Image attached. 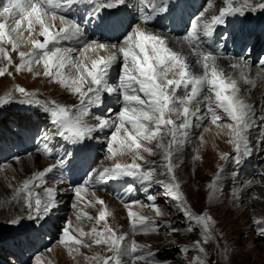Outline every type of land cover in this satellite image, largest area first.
Segmentation results:
<instances>
[{
  "label": "snow or ice",
  "instance_id": "1",
  "mask_svg": "<svg viewBox=\"0 0 264 264\" xmlns=\"http://www.w3.org/2000/svg\"><path fill=\"white\" fill-rule=\"evenodd\" d=\"M80 0H0V16H7L14 23L10 33L6 34V23H0V45L10 44L12 50L16 51L19 47L18 41L23 36L24 24L31 36L34 25H39L40 40H32L33 51L25 53L19 52L20 63L16 66L19 73L27 67L31 71L33 64H43V75L53 78L61 86L69 88L72 94H79V105L66 106L49 101L44 104V110L50 116L51 123L55 126L57 134L67 136L73 143H80L93 138V133L111 129L106 141L109 158L117 155L130 154L133 162L122 165L117 162L112 168H104L103 171L90 173L81 184L73 189L76 196L83 199L82 191H87L90 185L106 183L110 180H117L124 177H132L145 183L153 182L155 175L154 169L145 170L137 160H142L140 150L156 155L160 150L162 159L165 161L161 165L164 171L161 176L167 177V182L156 181L164 187V194L176 201V208L182 212L189 222L186 231L192 232V222L200 229L202 242L210 243L211 228L213 221L206 212L195 214L188 206L182 193L179 192L181 185L177 181L174 169L178 167L173 162V156L183 144L181 137L187 136V129L191 125V120L200 111L197 106L195 110L191 105L198 103L199 98L207 102V114L211 118L213 125L224 127L228 130L230 143L233 144L234 159L237 164L241 158L248 154L249 143L247 133L252 127V108L247 103L238 98L239 89L236 81L226 78L224 69L217 67L214 63L216 57L213 53L203 51L197 47L201 34L209 37L215 27L225 23L228 16L243 14L245 8L254 7L252 0H222L218 14L213 13L210 18L206 16L213 8L212 0H208V6L200 13V16L191 21L190 28L181 38L175 41L176 44L188 46L189 52L195 57V67L201 69L200 72L194 71V66L189 62L188 55L183 51H176L169 47L170 37L160 35L155 31H149L148 26L156 19H164L162 14L171 13L173 7L169 6V0H135L139 7V23L133 25L126 22L123 18L112 15L108 18L100 17L99 25L113 31H122L123 40L117 44H105L97 41L85 42L78 51L81 55L85 51H95L97 49L108 51L106 56L91 60L89 68L82 60H73L72 53L77 51L73 48H62L59 46L61 41L78 39L81 34L80 26L73 20L60 14ZM92 2V0H88ZM125 0H101L98 6L101 9L118 7ZM179 6V0L175 7ZM259 7L264 8V3ZM147 10V11H146ZM59 19L63 27L58 31H50L51 25L47 23L50 16L52 19ZM17 16L19 18H17ZM203 19V23H201ZM11 33H16L14 38ZM119 52L123 57V63L119 68L118 81L116 84L110 83V70L114 64L118 63ZM0 55L5 60L12 63L9 52L0 46ZM212 61V63H210ZM231 67H237L231 65ZM75 69V75H66L64 69ZM82 70V71H81ZM176 70V71H173ZM6 69H0V76H3ZM173 73V78H167L168 73ZM85 74L91 80V86L84 90L87 82ZM178 77V78H176ZM245 82H247L245 80ZM183 89V95H178V90ZM15 92L22 94L28 103L40 104L35 100V95L27 92L24 88L17 87ZM112 95L118 93L117 99L121 103L119 111L115 114V119L100 117L96 125H89L86 117L90 115L91 107H99L103 102L102 94ZM12 94L0 98V105L10 101ZM179 105V107H178ZM223 112L231 123L220 125L223 117L213 108ZM175 115L176 119L171 117ZM181 118H183L181 120ZM177 121H181L177 123ZM126 125L131 126L129 131ZM149 125H152L151 127ZM171 139L165 143V137ZM156 141L155 148L147 147ZM43 154L50 156L52 149L47 143L43 145ZM228 159L227 155L222 157ZM196 159V157H193ZM61 167L64 161L57 162ZM57 165L45 168L25 179L22 184L15 189L13 199L22 202L28 211V219H43L57 206L56 195L53 188H45L43 194H37L35 187H40L44 183L48 173L53 172ZM222 171V170H221ZM219 172L217 173V179ZM217 179L208 184L211 191L210 196L217 189ZM147 201L151 202V207L156 210L157 215H161L155 198L147 195ZM97 203L103 205L104 201L98 200ZM132 204H140V201H132ZM130 204L125 202V207L130 208ZM75 208L76 205L74 204ZM110 213L103 210L99 213L97 223L106 221ZM129 222L133 234L143 231L144 234L158 231L155 221H149L146 217L129 210ZM80 215H77V220ZM91 219V217H89ZM253 222L257 225L264 224V220L254 218ZM11 223H18L12 220ZM169 228V233L178 231L176 228ZM71 232L78 233L79 239ZM258 234L264 236V227H260ZM92 238L94 245H104L112 253L108 257H93L96 264H122L123 257H131L135 261L144 260V255L140 254L144 246L136 241L130 244H123L125 236L118 235L106 223L103 230L98 231L93 228L85 233L82 229L71 228L65 224L62 229L60 243L69 248L70 252H79V247L73 248L72 245L90 247L84 244L83 237ZM195 250L206 257L205 248L201 246V241L194 242ZM147 264H157L153 259ZM193 264H205V259L195 258Z\"/></svg>",
  "mask_w": 264,
  "mask_h": 264
},
{
  "label": "rangeland",
  "instance_id": "2",
  "mask_svg": "<svg viewBox=\"0 0 264 264\" xmlns=\"http://www.w3.org/2000/svg\"><path fill=\"white\" fill-rule=\"evenodd\" d=\"M219 1L221 2V0H212L213 8L211 10L214 9L213 11H215V6L218 5ZM252 3L254 7L245 8L244 11L249 13L255 12L258 13L261 17H264V8L259 7L261 3H264V0H252ZM207 6L208 0H204L203 6L201 8L205 9ZM49 25H51L50 31H56L52 24ZM40 30L41 29L39 25H34L30 40H40L41 42H43L44 38L39 35ZM66 42L67 41H61L60 47L72 48L71 44L68 45V43ZM73 49L77 50L72 53V56L76 58L80 55V52L78 51L79 48L73 47ZM262 55L264 56V54ZM11 57L12 63H8L6 65L5 74L3 76H0V98L12 94V98L10 101L6 102L3 105H0V139L6 138V136L8 135H10V138H19L17 129L24 128L28 123L30 128H33L31 126H37L40 124H42L44 127L51 128L53 124L51 123L50 116L44 110V104L49 101H56L61 105H66L69 107L79 105V94H72V96H67V87L61 86L59 83L54 82L53 78L43 75L44 67L42 63L34 64L36 66H32L31 71H28L27 67H25L19 73H17L16 66L21 61L18 54H12ZM120 61L122 62V59ZM35 69L40 70L41 72H39L38 75L34 74L33 70ZM64 72L66 75H75L74 69L66 68L64 69ZM85 78L87 82L84 85V90L86 91L87 88L91 86V80L86 76V74ZM167 78H173V73L169 72ZM17 87L24 88L27 92L34 94L35 100H39L41 103L37 104L35 102H26V98L23 97L22 94L15 92V89ZM177 94L182 96L183 89L178 90ZM239 97L244 99L247 97V95L240 94ZM108 103V100H106V102H104L99 107H91L90 115L85 118L86 122L89 125H96L98 122V118H94V114L100 113V115L107 116L108 107H110ZM201 104L206 105L207 102L202 98ZM258 117L259 116L257 114H254L252 118V126L253 123L256 122ZM171 118L176 119L175 115H173ZM182 119L183 118H181V120ZM179 122L181 121H177V123ZM194 123L196 124H194L192 127L201 125L202 131L204 132L208 131L209 126H211L210 119L203 120L200 123L194 121ZM229 123L231 122L224 120L218 124L227 125ZM192 127L190 125V127L187 129L186 137H181V139H183L184 141L182 145H185L187 142L195 139L193 136L199 134L196 133V129H193ZM215 127L218 130L226 129L217 125H215ZM110 132L111 130L105 133H101L100 131H98L92 134L93 138L87 139L88 142H91L92 147L94 146L95 154L97 156L95 161H93V165L89 169L88 174L92 169H100L104 164H106L104 168H112L117 162L121 163L122 165L131 164L133 162L132 156L130 154L117 155L114 160L111 159L114 163L110 159L107 160V156H110V153H108L107 151L106 141L108 139V136L110 135ZM165 138L166 140L171 139L170 136H167ZM50 139H52V141L54 139V136L52 134H50ZM155 143L156 141H153L151 144L147 145V147H151L154 149ZM156 151V155H151L148 152L140 150V155L143 157V159L137 160L136 163L140 164L145 170H155L153 182H141L145 185L146 189L149 190V194L155 198V203L161 215H157L156 210H154L150 206L151 202L147 200H140V204L128 203L131 205L130 208H128L125 207L124 204H120L117 200L113 199V197H110L106 194H101L97 191L91 190L90 187H88L87 191H82V193L86 196V198L83 199L82 202H76L72 198L73 201H70L68 203V208L64 210L65 217L63 218L62 222L59 223L58 229H52L51 227H48L49 231L51 232L40 233L33 228V226H35L36 219H28V211L25 207H22V209L18 210L19 212L17 211L18 214L15 220H18V223L13 224L10 222L12 220L0 221V264H10L9 258L14 257L16 251L9 250L8 248L10 246L15 247L14 244H16L18 241L21 242L20 244L17 243L18 247L20 248V254L21 252H25L28 254V258L27 256L24 257V264H45L46 260L49 257H51V264H55L54 260H56V258L62 259L60 261H63L64 264H71L72 258L69 256V248L60 243L62 229L64 228L63 226H65V224H68L69 220L72 223V226L82 229L85 233L90 232L93 228L101 231L103 230L106 223L118 235L125 236V241L122 242L123 244H130L131 241L134 240L138 244L143 245L144 248L142 253L140 254L144 255L145 258L144 260L135 261V264H147L148 261H151L153 259L157 262V264H193L195 258L197 257L205 259V264H264V236L259 235L258 231L251 234L249 233L248 235H240V238L245 236L251 237V244H255L254 246H251L249 248L243 244H238L237 246H233L230 248L213 246L205 248L207 254L206 257L203 254L199 253L198 250H195L194 245L190 247L182 246L181 241H176L178 237L179 239H182V232L180 231L179 226L182 225V227L186 230L189 222L186 220L184 214H181L182 212L179 211L176 215V203L174 202V200H169L166 199V197L161 196V194L163 193L162 191H164V187L162 184L156 183V181L167 182V177L160 175V172L164 171L161 165L165 163V161L162 159L161 151ZM218 153V150L214 151V154ZM28 155H32L35 158L37 164L41 165V163L44 164L45 162V168L56 165L55 162L44 159L38 153H20L16 157L9 156L7 159L0 158V181L13 179L15 174H19V166L20 164L26 163V158ZM42 170L44 169H40L39 171ZM35 172L38 171H28V178H31ZM174 174L176 178L179 177V174L176 171H174ZM261 179L264 182V178ZM63 180L64 178L60 174L58 166H56L53 169V172L46 175L44 183L41 184L40 187H35L34 191L37 194L42 195L45 188H47L48 186L51 187L54 182ZM45 184H47V186H45ZM75 187L77 186H72V190ZM93 191L95 192L96 196L92 193ZM257 192L264 200V192L259 190H257ZM71 197H76L75 192L74 196ZM98 200L104 201V204L101 205L97 203ZM248 200L251 201V197H249ZM74 204L76 205L75 208L73 207ZM170 204L173 208L167 207ZM255 204H258L260 209L264 210V202L261 203L256 201ZM73 210H76L77 214L80 215L79 220L76 219L77 216L76 214H73ZM103 210L108 211L110 215L106 218V221H100L99 223H97L96 218ZM129 210L137 213L140 216L146 217L149 221H155L158 227V231L144 234L141 230L133 234L127 215V212ZM124 212L126 213V215L123 214ZM118 214L120 215L117 217ZM89 217H91V219H89ZM163 218H167L166 224H168L171 228L178 229V231L169 233V228L165 227ZM254 218L264 220V216L259 213L254 214L252 220H254ZM244 221L245 220L237 222L236 226L240 227V224L244 223ZM256 225L257 224L252 222V226ZM260 227H264V224L263 226H258V228ZM29 232L36 233V239L39 240L38 243L30 237ZM32 235L34 236V234ZM41 235H44V237L50 240L45 242L41 239ZM190 235L191 233H188V237ZM76 236L80 238L78 236V233L76 234ZM83 239L88 242V239H91V237L85 236L83 237ZM11 240H13L14 242L10 243ZM25 246L27 248H24ZM71 247L76 248L75 245H72ZM73 253L75 256H78L79 254V252ZM111 255L112 253L108 251L106 246L94 245L88 250H85V254L82 256L84 262L82 263L96 264V261L92 259L93 257H108ZM122 264H134V262L131 257H123Z\"/></svg>",
  "mask_w": 264,
  "mask_h": 264
},
{
  "label": "bare ground",
  "instance_id": "3",
  "mask_svg": "<svg viewBox=\"0 0 264 264\" xmlns=\"http://www.w3.org/2000/svg\"><path fill=\"white\" fill-rule=\"evenodd\" d=\"M134 3H136L135 0H125V2L121 4L123 5L124 15H126V19L128 21L134 19L133 13L132 15L129 14V6ZM221 6H223L222 0L221 2L219 1L218 5L215 6V11H213L214 9H210L206 16L210 18L213 13L218 14L219 8ZM203 10L204 8L200 9L199 16ZM17 18L19 17L17 16ZM0 23H6L8 25L5 30L6 34L10 33L12 27H15L14 23H12V21L9 20L7 16H0ZM47 23L52 24L56 31L63 27L61 21L58 18L52 19L50 16L47 19ZM201 23H203V19H201ZM23 27L25 30L23 32V36L18 41L19 47L16 51L12 50V46L10 44L0 45L2 47H4L5 45L4 48L9 52L10 57L12 56V54H18L19 52L28 53L33 51L31 43L32 40H30L29 33L26 30V23ZM11 35L14 38L16 37V33H11ZM177 39L179 38L170 37L169 47L178 52L183 51L185 54H187L189 62L194 66V71L200 72L201 69L195 67V57L192 56L189 52L188 46L186 44H184L183 46L176 44L175 41ZM122 40L123 35L119 34L118 36L114 37V40L112 41L100 40L97 42L110 45L117 44ZM85 42L91 43L92 41L85 40L80 35L78 39L67 40L66 43H68V45L71 44L72 48H80ZM7 46L11 49V51ZM108 51L116 50L109 49ZM108 51H102L99 49L95 51H85L83 55L80 54L76 58L72 56V58L73 60H82L89 68H91V60L106 56L108 54ZM116 54L118 56V63L114 64L110 70V83L112 84L117 83L119 68L123 63L122 55L118 51L116 52ZM121 59L122 62L120 61ZM8 63L9 61L5 60L3 56L0 55V69H6V65ZM210 63H212V61H210ZM214 63L217 67H222L224 69V75L226 78L230 77V79L236 81V85L239 89L238 98L250 105L253 112L252 118L254 114H257L259 117L256 122L253 123V126L247 133L249 143L248 154L246 156H243L241 158V162L237 164L235 162V159L233 158L235 154L233 152V144L230 143L231 138L228 134V130H218L216 129L215 125L212 124L211 118L207 114L208 105L201 104L203 94L201 98H199L198 103H194L193 105H191V108L193 110H195L197 106L200 109L196 116L192 118L191 127L196 124L194 123V121L200 123L203 120L207 119H210L211 126H209V129L206 132L202 131L201 125L192 127L193 129H196V133L199 134L193 136L195 139L187 142L185 145L180 146L179 151H176L174 153L173 162L178 165V167L175 168L174 171L179 174V177L177 178V181L181 185L179 192L182 193L185 197L187 206L195 214L206 212L209 216H211L213 221V226L211 228L212 239L210 243L204 244L202 242L199 227L194 222H192V227L194 229L192 232L186 231L182 227V225L179 226L180 231L182 232V239H179L178 237L176 241H181L182 246L189 247L194 245V242L200 240L201 246L204 248L213 246L230 248L233 246H237L238 244H243L249 248L255 245L253 243L251 244V237L245 236L240 238V235H248L249 233L251 234L258 231V226L260 225L252 226V218L256 213L264 216V210L260 209L258 204H255L256 201L261 203L264 202L261 195L257 192V190L264 192V182L261 179L264 178V70L258 69L254 66L249 67L244 66L240 63H234L228 59H217L214 61ZM231 65H236L237 67H231ZM32 66L36 65L33 64ZM39 72L41 71L37 69L33 70L34 74L38 75ZM245 80L247 82H245ZM240 94L247 95V97L242 99L239 97ZM117 95L118 93H114L112 95L103 93L102 104L106 102V100H108V104L110 105V107H108V115L103 116L100 115V113H97L94 115L92 114L93 117H106L115 119V114L120 109L119 107L116 108L117 100L113 99L117 98ZM67 96H72L69 88L67 90ZM213 108L215 109L214 105ZM215 110L223 117L221 121L225 120L231 122L226 116H224L221 110ZM221 121L218 123H221ZM149 126L151 127L152 125ZM126 127H128L129 131L132 130L130 125H126ZM110 130L111 129H105L104 131L100 132L105 133ZM164 139L165 143H167L168 140H166V138ZM215 150H218L219 153L214 154ZM225 155H227L229 158L223 159L222 157ZM109 157L110 156H107V160H114L115 158ZM193 157H196V159H193ZM113 160L111 161L113 162ZM45 165V162L44 164L41 163V165L37 164L35 158L32 155H28L26 158V163L20 164L19 166V174H15L13 179L0 181V221L14 220L17 218V214L19 212L18 210L22 209V207L24 206L21 202H17L13 199L15 189H17L25 179H29L28 171L34 172V170L39 171L40 169H45ZM105 165L106 164L101 166L100 169H92L89 174L93 172H96L98 174L99 171H102L104 169ZM218 172L219 177L217 179ZM214 179H217V189L215 190L214 194L210 196L212 190H210L207 186ZM65 181L66 180L54 182L51 187H47L54 189L57 206L50 212V214H48L43 219H36L35 226H33L36 231L40 233L51 232L49 231L48 227H51L52 229H58L59 223H61L63 218L65 217L64 210L68 208V203L70 201H73V199L76 202H82V200L86 198L85 194L83 193H81L83 199H80L77 196L71 197L74 196V192L72 190V187L66 186ZM45 186H47V184H45ZM93 186H95V184L90 185L89 187L92 188ZM162 192V197L173 200L169 196L165 195L164 191ZM92 193L96 196L94 191ZM249 197H251V201L248 200ZM174 202L176 203V201ZM167 207L173 208L171 204ZM175 212H177L176 215L179 212L176 207ZM73 214H76V216L78 215L76 210H73ZM123 214L126 215L125 212ZM119 215L120 214H118L117 217ZM242 220H245L244 223L240 224V227H237L236 223ZM163 222L165 223L164 225H166L167 218H163ZM68 224L70 225V231L71 228H75V226H72L70 220ZM261 226H263V224H261ZM75 233L76 232H71L73 236H76L77 233ZM188 233H191L189 237ZM40 237L45 242L50 240L44 237V235H41ZM83 242L84 244L90 245V247L94 246L92 238L88 239V242L83 239ZM76 247H79L78 256H75L73 252L69 251V256L72 258L71 264H83L82 262H84V260L82 259V256L85 254V250H88L90 247ZM24 248L27 247L25 246ZM17 254L18 253L15 252V259L9 258L10 264L25 263V261H23L21 257L27 256L28 258V254L25 252H21V254L19 255ZM60 260L62 259L56 258V260H54L55 264H64L63 261ZM45 264H51V257L46 260Z\"/></svg>",
  "mask_w": 264,
  "mask_h": 264
}]
</instances>
